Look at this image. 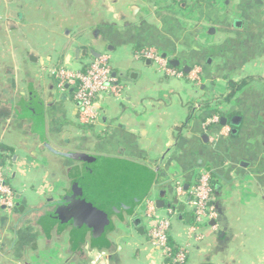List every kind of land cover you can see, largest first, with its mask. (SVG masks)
Segmentation results:
<instances>
[{
    "label": "crops",
    "instance_id": "0c3cea01",
    "mask_svg": "<svg viewBox=\"0 0 264 264\" xmlns=\"http://www.w3.org/2000/svg\"><path fill=\"white\" fill-rule=\"evenodd\" d=\"M44 4L37 8V35L42 40L38 50L29 52L28 60L19 57L20 70L14 67V57L9 58L6 76L0 79V146L9 150L0 149V163L11 156V187L21 203L27 202L24 211L48 209L24 217L17 236L15 210L13 218L1 214L0 264H136V234L146 235L140 214L144 199L157 189L165 207L184 206V216L192 215L188 196L178 198V205L173 203L175 184L181 182L188 190L204 171L212 173L217 186L219 216L207 222L187 264H264V0H191L187 4L175 0H57L56 7ZM46 24L53 26L52 32ZM76 26H84L79 37L95 30L93 48L84 49L86 55L83 50L65 52V47L40 55V50L45 52L44 40L50 39L48 34L59 40ZM146 47L167 54L169 61L178 60L185 75L199 67L200 89L181 79L149 74L152 63L134 57ZM91 50L111 56L113 73L126 86L122 102L100 99V130L99 124H79L71 89L59 92L48 73L62 65L86 69L96 58ZM34 63L40 67L32 69ZM229 81H246L247 85L230 102L218 104L228 94ZM196 101L199 108L191 115L188 109ZM152 103L166 107L159 110L157 120L147 110ZM209 103L218 109L215 113L226 115L230 128L229 136L217 144L211 138L220 130L203 132L209 116L204 106ZM234 118L239 121L231 125ZM53 150L134 165H149L150 161L151 165L142 166L146 183L141 192L134 185V191L110 207L111 212L102 206L99 218L89 220L81 230L50 216L42 222L43 215L54 211L70 192L86 165ZM141 195H146L142 201ZM177 217L172 235L176 241L184 232L188 236L192 224V220ZM136 219H141L144 235L138 233ZM152 249L141 251H150L149 261L158 264ZM100 254L104 256L95 262Z\"/></svg>",
    "mask_w": 264,
    "mask_h": 264
},
{
    "label": "built area",
    "instance_id": "2783aa9c",
    "mask_svg": "<svg viewBox=\"0 0 264 264\" xmlns=\"http://www.w3.org/2000/svg\"><path fill=\"white\" fill-rule=\"evenodd\" d=\"M190 2L191 0H181ZM136 60L155 63L159 71L168 77L183 78V71L173 68L167 58L156 48L146 47L135 53ZM111 56L101 54L93 59L86 69L71 71L66 70L64 65L52 67L48 70L50 76L56 80V87L60 91H65L66 86L72 90V96L75 104L78 105V122L82 126L94 127L99 124L101 118L100 99L105 96H114L121 98L125 87L119 84L116 77L113 76V68L110 65ZM201 69L195 67L187 75L188 80L196 83L201 81ZM199 107L196 105V109ZM221 117L219 113H214L208 117L203 124V132L210 133V128L220 124ZM230 128L223 126L220 131L211 138L213 144H217L223 137H228ZM9 171L7 167L0 166V209L12 214L16 209V194L10 186L7 178ZM212 173L204 171L196 185L186 190L181 182H176L175 192L178 198L189 197L188 206L192 209V224L188 229V237L195 242L202 240L203 236L199 233V223L217 220L219 213L215 205V193L211 184ZM145 209L142 212V218L147 221L148 229L146 235L150 246L159 252L162 264H186L189 256L190 245L174 249L171 245V221L168 218L158 215L156 201L146 197L143 201ZM170 217L178 216V209L169 207ZM104 254L94 258L99 262Z\"/></svg>",
    "mask_w": 264,
    "mask_h": 264
},
{
    "label": "rangeland",
    "instance_id": "374dc122",
    "mask_svg": "<svg viewBox=\"0 0 264 264\" xmlns=\"http://www.w3.org/2000/svg\"><path fill=\"white\" fill-rule=\"evenodd\" d=\"M56 1L57 0H0V66H1L0 68H2L0 70V79L1 78L3 79L6 76L5 73L7 71L6 68H7V62L9 61V58H12V56L14 57L13 59L15 62L14 67L18 66L19 67L18 69L20 70V67H21V62L19 63L20 58H21L20 56H23L25 60H28L27 58L28 53L38 50V47L40 46V43L42 40H40L37 35V32H38L37 31L38 23L36 21L37 11H38L37 8L38 6L44 3L50 4L53 7H56L54 5L56 4ZM47 27L49 28L50 31L54 29L51 24L50 25L46 24L45 28ZM67 30L69 31V34L67 35L64 34L63 36L59 38V40H55V41L54 39H52L53 34L52 33L48 34L47 36H49L50 39L44 40L43 43L46 46V48H44L45 52L40 50L41 51L40 55L48 56L51 53L55 52L56 49L63 50L64 47H65V52H76V51L81 52V50L93 48L92 44H94V40H93L94 31H95L94 29H92V31H90L89 34L85 37L83 35L79 37L80 34H82L80 32L84 30V26H76L75 28H68ZM74 34H77V37H74ZM8 52H13L12 53L13 55ZM138 62H146V61L140 60ZM8 64H10V66L13 67L11 63H8ZM110 65L111 67H113L112 58L110 59ZM30 66H32V69H38L40 67V66H37V63L30 64ZM149 67H150L149 74H153L154 77L160 76V78H163V79L165 77H168L163 72L159 71V67L155 63H152ZM64 68L66 70L77 71L76 70L77 68L74 65L64 66ZM178 69L182 71V68L178 67ZM20 77H22V74L19 72L18 80H20ZM168 78H175V77H168ZM176 79H181L183 82H185L186 84H189L195 89H200L198 87L199 83L192 82L190 80L188 81L185 80L187 79V75H185L183 78H176ZM119 84L125 87V90L121 98H117L114 96L108 97V95H105L104 97H107L111 101L122 102L120 100L125 98L126 86L120 81H119ZM19 85L20 84L18 83V86ZM58 91L60 92V90ZM16 92H20V89L17 90L16 88ZM15 99L17 100V97ZM196 104L200 105V103H197L196 101L188 109L191 115L195 113L196 111ZM161 108L166 109L164 104L156 103L154 105V103H152L151 106L147 105L148 112L150 111L153 112L151 119L153 120L158 119L155 116L159 114V110ZM101 122L102 121L100 118L98 130L101 129L100 127ZM11 162L13 163L12 158L10 156L7 159V164L2 165L4 167H7L9 171V177L7 178V181L9 182L10 186H11V181H12V174L14 173L13 169L11 170L12 168ZM109 162H113V161H109ZM114 162L116 163L114 165L106 164V163L92 164L93 172L95 176L94 178L95 180L94 179L93 180L98 190L97 191L98 196L96 197V202L94 204L96 208L97 207L103 208L102 206L105 205L106 203L109 205V207H115V205L118 204L122 196H124L129 191H134L133 190L134 185H136V189H138L140 192L143 190L145 186V183H146L145 179L141 176L144 174V170L142 166L146 167V166L151 165L150 161L147 162L149 165L145 164L144 162H136V161H135L137 163L136 165L134 164L128 165V164H125V162L123 161H117V162L114 161ZM84 172H85V169L83 173ZM139 179L140 181H138ZM138 193L139 192H136V195H138ZM149 198L156 201L158 199V190L154 189L151 195H149ZM185 199L187 198H184V200ZM26 203H27L26 201H23L22 203L20 202L21 206L25 205ZM15 208L17 209L18 207H15ZM104 208H107V207L105 206ZM16 209L14 211V214L16 213ZM144 209H145V204L143 203L141 210H140V214H142ZM2 213H6V215L8 214L7 216H10L7 218H13V215H14L13 213L9 214L7 211L0 209V218H2V215H1ZM158 215H160L161 217L168 218L171 221V231H170L171 243L173 242V244L178 247H186L187 245H190L189 256L187 259V262H188L190 253L197 243L195 242L194 239H189L187 236V233L185 232H184L185 234L183 233V236L178 238L177 241L174 239L172 235H173V230L175 229V224L178 222V219H177L178 217L177 216L170 217V215L168 214L167 207H164L163 209L158 210ZM143 220H144V226L147 230L148 229L147 221L145 219ZM206 224L207 222L204 221L197 225L199 227L200 235H203V232H204L203 229L207 226ZM72 225L74 226L73 223ZM82 226H83V223H81L78 226V228ZM145 236L140 237L138 234H136V254L134 253V256L136 255V264H152L149 261L150 260L149 256L147 257L150 251H146V252L143 251V253L141 251L144 249V247H148L149 249H152V247L150 246L148 242L147 235ZM139 244H141V246ZM152 250L154 251V249ZM152 256L157 260L158 264H162V260H161V257L158 251H155Z\"/></svg>",
    "mask_w": 264,
    "mask_h": 264
},
{
    "label": "water",
    "instance_id": "95a60500",
    "mask_svg": "<svg viewBox=\"0 0 264 264\" xmlns=\"http://www.w3.org/2000/svg\"><path fill=\"white\" fill-rule=\"evenodd\" d=\"M79 52L76 51V54ZM87 50H83L82 54L86 55ZM90 54H93V56L98 57L100 54L96 53L94 50L90 51ZM31 60L33 58V61L36 62V58L33 56H30ZM163 58H167V54H163ZM170 65L178 68L180 66V62L178 60H170ZM186 73L190 72V69L188 67L184 70ZM113 76L116 77V74L113 73ZM66 90L69 89L68 86L65 87ZM72 91V90H71ZM239 121V118H234L231 121V125H236ZM228 123L227 118H222L220 121L221 126H226ZM236 130H233V133H235ZM54 151V150H53ZM56 154H59L61 156H64L66 158L77 160V161H83L85 165V172L77 178L70 189V192L64 195L56 204L55 211H54V217L60 221L63 224H70L73 223L74 226L78 227L81 223H87L89 220H96L99 218L101 213V208L95 207L96 197L97 195V186H95L94 182V172H93V166L92 164L97 163H106V164H116L114 161H123L125 164H132L129 162H126L124 160H114L105 158L103 156L98 155H85V154H76V153H60L57 151H54ZM1 161V159H0ZM113 161V162H109ZM94 179V180H93ZM96 188V189H95ZM187 189V187L185 188ZM161 198L156 200V206L157 208L163 209L165 207V201L162 199L163 194H160ZM16 207L19 208L20 212L24 211V207L20 204V196H16ZM173 203L175 205L179 204L178 197H174ZM170 206V205H168ZM178 209V215L179 219L182 220L185 218L187 222L192 220V215H185V208L184 206H180ZM142 223L141 219L135 220V225L137 227V231L139 234L144 235L145 234V228L140 227L139 225ZM215 224V222H212Z\"/></svg>",
    "mask_w": 264,
    "mask_h": 264
},
{
    "label": "trees",
    "instance_id": "16d2710c",
    "mask_svg": "<svg viewBox=\"0 0 264 264\" xmlns=\"http://www.w3.org/2000/svg\"><path fill=\"white\" fill-rule=\"evenodd\" d=\"M176 2H179V3H181V4H184V3H189V2H184V1H181V0H175ZM247 85V82L246 81H242V82H239V83H235V82H233V81H229L228 82V86H227V90H228V94L226 95V97L224 98V100L223 101H221L220 103H218V104H223V103H228V102H230L234 97H235V95L237 94V92L238 91H240L241 89H243L245 86ZM209 105H211L210 103L209 104H206L205 106H204V109L206 110V112L208 113V117H210V116H212L215 112H217L218 111V109L216 108V109H214V108H212V106H209ZM220 117H221V119L223 118V117H226V115L225 114H220ZM222 128V126H221V124H218V125H216V126H213V127H211L210 128V132H215V131H219L220 129ZM0 149L3 151H9V150H6V148L5 147H2V146H0ZM6 160L7 159H4L1 163H0V166H2V165H5L6 164ZM211 184H212V186H213V189H214V193H216V188H217V186L215 185V183H214V181L212 180V182H211ZM146 196V195H145ZM145 196H143V195H141V197H140V199H141V201L144 199V197ZM169 203H171V202H169ZM107 207V208H104L105 210H110L109 212H111V208L109 207V205L106 203L105 205H103V207ZM175 207V206H174ZM176 208V207H175ZM46 209H48V208H29V209H27V210H25L24 212H19V209L17 208L16 209V214H15V216H14V227H13V229H14V232H15V234L14 235H19V232L21 231L22 232V229L20 228V227H22L23 225L21 224L23 221H24V217L26 218H30V216H34V214L35 215H38V214H43V210H46ZM55 211V210H54ZM54 211H52L51 213L49 212L48 213V211L45 213V215H43L44 216V218H43V220H42V222H45V216L47 217H51V218H53V220L54 221H56V222H60V221H58L55 217H54ZM47 217V218H48ZM26 220V219H25ZM42 222L40 223V225H39V227H41L42 229H43V226H42ZM61 223V222H60ZM63 224V223H62ZM85 224L86 223H83V226H82V228H80L81 230H85L86 229V226H85ZM87 226H89V225H87ZM93 233H94V235L95 236H98V234L96 235V231H95V229L93 228ZM171 245L174 247V249H178V246H176V245H174L173 244V242L171 243Z\"/></svg>",
    "mask_w": 264,
    "mask_h": 264
}]
</instances>
